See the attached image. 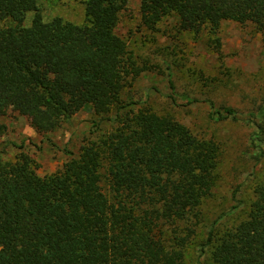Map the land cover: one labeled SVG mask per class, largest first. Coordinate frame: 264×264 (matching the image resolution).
Masks as SVG:
<instances>
[{
	"label": "trees",
	"instance_id": "obj_1",
	"mask_svg": "<svg viewBox=\"0 0 264 264\" xmlns=\"http://www.w3.org/2000/svg\"><path fill=\"white\" fill-rule=\"evenodd\" d=\"M126 3L84 0L86 22L77 25L44 20L37 0H0V117L15 113L44 134L85 108L115 111L114 126L68 152L55 172L37 174L25 152L0 158V264H184L218 146L122 101L144 69L114 32ZM172 11L184 30L226 20L264 26V0H140L147 28ZM213 236L205 242L213 264H264V182L248 216Z\"/></svg>",
	"mask_w": 264,
	"mask_h": 264
},
{
	"label": "rangeland",
	"instance_id": "obj_2",
	"mask_svg": "<svg viewBox=\"0 0 264 264\" xmlns=\"http://www.w3.org/2000/svg\"><path fill=\"white\" fill-rule=\"evenodd\" d=\"M37 5L44 20L86 22L84 0H37ZM32 16L28 12L24 24ZM114 32L144 66L122 91V101L170 116L218 146L212 193L184 247V264H213L211 245L205 243L208 232L213 230L215 238L245 219L256 187L264 182V26L226 20L216 28L206 24L198 31L184 30L172 11L151 29L141 23L140 0H127ZM223 108L233 109L234 115L217 119L212 114ZM114 122L113 110L96 115L85 108L56 131L42 134L9 112L0 117L5 125L0 158L14 161L25 152L36 163L37 174H50L71 156L68 152L76 155L85 140L111 129Z\"/></svg>",
	"mask_w": 264,
	"mask_h": 264
}]
</instances>
